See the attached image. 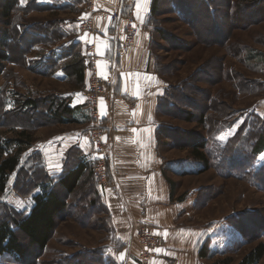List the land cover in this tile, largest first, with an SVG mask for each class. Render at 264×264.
<instances>
[{
    "label": "rangeland",
    "instance_id": "374dc122",
    "mask_svg": "<svg viewBox=\"0 0 264 264\" xmlns=\"http://www.w3.org/2000/svg\"><path fill=\"white\" fill-rule=\"evenodd\" d=\"M7 1L0 0V48L9 57L0 62V141L18 138L25 130L31 142L22 146L20 154L27 151L26 157L35 154L40 140L61 130L55 122H46L40 112L47 107V97L64 90L65 85L50 79L59 68L56 60L50 54L41 55L59 40L41 39L30 34L29 27L25 33L23 28L62 12L46 15L31 4L23 8L28 0H17L16 10L6 21L2 10ZM78 1L84 5V0ZM149 1L140 20L153 70L164 91L158 106L161 167L171 199L175 196L178 203L186 200L185 205L177 204L175 211L174 231L182 229L176 264H184L183 253L186 264L226 260L238 264L251 249L264 243V156L249 159L248 155L253 144L249 137L260 128L259 121L264 123V0H159L156 14L150 13ZM27 99L42 104L20 114L18 105ZM188 115L190 121H186ZM200 115L205 117L202 125L198 123ZM238 131L242 137L235 140ZM201 140L207 143L206 150H201L206 165L191 152L190 146ZM17 150L13 145L0 160ZM25 164L23 159L21 165ZM18 173L10 175L6 190L0 193V220L13 214L9 197L16 191L10 190L11 186L22 193L31 187L23 179L13 183ZM256 174L259 186L254 185ZM72 197L71 206L57 219L46 250L38 253L17 231L26 249L23 260L3 256L0 264H114L104 255L99 263L101 255L88 252L106 237L104 224L102 220L93 222L84 206L73 205L76 191ZM153 232L164 248L166 238ZM172 232L167 229L166 237ZM258 264H264V256Z\"/></svg>",
    "mask_w": 264,
    "mask_h": 264
},
{
    "label": "crops",
    "instance_id": "0c3cea01",
    "mask_svg": "<svg viewBox=\"0 0 264 264\" xmlns=\"http://www.w3.org/2000/svg\"><path fill=\"white\" fill-rule=\"evenodd\" d=\"M149 2L96 0L95 12L92 14L94 33L91 34H80L77 31L78 22L87 15L84 5L78 0H28L23 4L25 9L29 4L45 8L42 13L46 15L62 12V16H52L44 21L41 19L43 23L24 25L23 32L29 27L28 32L37 34L41 39L59 40L55 47L46 49L41 55L50 54L59 64L50 79L63 83L65 88L54 92L56 97H47L44 104L48 107L51 100L63 103L69 112V121L56 123L61 130L40 140L33 150L34 155L24 157L27 151L19 154V173L13 178V183L23 179L27 185L33 184L35 188L27 194L26 189L22 193L11 186L10 190L16 192L10 193V206L26 216L33 209L37 195L53 191L66 199L69 207L76 191L78 197L73 205L84 206L90 211L89 217L93 222L102 220L104 224L106 237L95 243L94 247L88 248L92 249L88 252L101 255L99 263L104 255L106 259H112L114 264H138L134 257L137 225L150 226L152 231H159L166 238L165 249L160 248L161 256L153 264H176L174 257L181 253L177 243L182 236V229L174 231L175 211L176 205H185L186 200L178 203L175 196L171 199L169 184L161 167L163 160L160 158L158 143V106L164 91L161 89V80L153 70L148 40L140 20ZM120 3L128 6L137 16L138 22L136 43L133 48L125 51L121 49V27L115 25L110 31L106 28L109 15ZM38 24L42 25L39 30L35 28ZM89 43L95 44L99 56L98 72L110 93L100 105L108 155L109 178L106 188L100 187L92 178L93 149L83 135L86 129L95 125L91 109L82 95L91 73V63L86 52ZM69 45L71 47H67ZM65 48L70 49L60 56ZM72 50L77 51L70 53ZM64 62L67 63L63 65ZM76 63L83 69L80 85L75 84L74 77L67 76L64 71L66 65ZM47 107L42 112L49 115ZM262 154L264 156V150L257 157ZM23 159L26 160L25 166L21 165ZM78 166L83 167L81 179L75 190L67 195L60 187V180ZM167 229L173 231L169 237H166ZM181 256L186 264V254Z\"/></svg>",
    "mask_w": 264,
    "mask_h": 264
},
{
    "label": "trees",
    "instance_id": "16d2710c",
    "mask_svg": "<svg viewBox=\"0 0 264 264\" xmlns=\"http://www.w3.org/2000/svg\"><path fill=\"white\" fill-rule=\"evenodd\" d=\"M17 4V0L14 3V0H8L2 10V14L5 17L6 21L9 20L10 12H14ZM159 0H151L150 13L156 14L158 12ZM40 10L39 8H36ZM45 9V8H44ZM41 9V10H44ZM8 24V23H6ZM10 24V23H9ZM18 27V26H16ZM39 30L38 26H35ZM9 33L5 31L4 34ZM10 38V37H8ZM4 40V39H3ZM9 60L8 54L2 51L0 48V62H7ZM52 64L48 62V66L51 67ZM65 74L67 76L74 77L75 84L80 85L83 81V69L79 63L66 65L64 68ZM1 95V91H0ZM45 103V101H44ZM42 104L41 101L38 103L35 100L27 99L22 104L18 105L22 107L18 111L20 114H24L26 109H37L38 105ZM50 111V114L41 113V117L46 120V122L51 123H64L69 121V112L63 103L58 102L57 100H51L50 105L47 107ZM14 115V114H12ZM204 115H200L198 123L203 124ZM191 117L188 115L186 121H190ZM259 121V120H258ZM260 127L255 134H252L249 139L252 140V145L250 147V152L248 153L249 159L257 157L264 150V123L259 121ZM18 138L8 139L5 142L0 141V155L5 154L8 148H11L13 145H17L19 150L14 154L7 155L5 158L0 160V193H3L6 188L8 181L10 180V175L17 171V168L20 164V149L22 146L26 145L28 140L31 139V136L25 131L22 130ZM238 137H242L240 131L237 132L235 140ZM31 142V140H30ZM206 141L201 140L198 143L191 145V152L193 153L195 159L207 164V159L202 153V149L206 150ZM208 155L210 156V151L207 150ZM212 155V154H211ZM223 170V164H221ZM224 171V170H223ZM231 176L239 177L231 171H226ZM83 173V167L78 166L75 170L67 173L64 178L60 180V187L65 194H71ZM20 177V174H19ZM254 177V185L259 186L258 184V174ZM30 189L26 192L27 194L31 193L32 189L35 188L33 184H30ZM35 205L31 212L28 215L21 214L13 210V214L9 215L6 218L0 220V258L3 256H10L15 260L22 261L26 252V249L21 244L20 237L17 233L19 231L24 237H26L31 246L35 247L38 253L43 252L47 244L50 242L53 234L56 230L57 219L59 215L67 209L68 205L66 199L61 197L59 194L53 191H45L43 195H37L34 198ZM264 256V243H259L254 249H251L239 262L238 264H258ZM98 261V260H97ZM34 264V263H30ZM218 264H229V261H221Z\"/></svg>",
    "mask_w": 264,
    "mask_h": 264
},
{
    "label": "built area",
    "instance_id": "2783aa9c",
    "mask_svg": "<svg viewBox=\"0 0 264 264\" xmlns=\"http://www.w3.org/2000/svg\"><path fill=\"white\" fill-rule=\"evenodd\" d=\"M95 4L96 0H84V8L87 15L78 22V33H94L92 14L95 12ZM115 25L120 26L122 29L121 49L125 51L133 48L138 35V26L135 15L128 9L125 3L117 5L109 15L106 28L110 31ZM86 52L91 63V73L87 87L83 90L82 95L91 109L95 125L86 129L83 135L93 149L92 178L100 187L106 188L109 178L108 155L105 149V129L101 124L100 105L103 99L108 97L110 93L107 91L105 82L98 72L97 63L99 56L96 53L95 44H87ZM134 240V257L138 264H151L159 258V250L161 248L160 238L150 227L137 225Z\"/></svg>",
    "mask_w": 264,
    "mask_h": 264
},
{
    "label": "snow or ice",
    "instance_id": "6c2138e0",
    "mask_svg": "<svg viewBox=\"0 0 264 264\" xmlns=\"http://www.w3.org/2000/svg\"><path fill=\"white\" fill-rule=\"evenodd\" d=\"M262 159H264V157H262Z\"/></svg>",
    "mask_w": 264,
    "mask_h": 264
}]
</instances>
